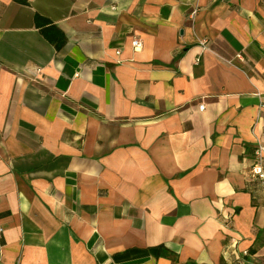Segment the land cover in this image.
<instances>
[{
    "label": "crops",
    "instance_id": "crops-1",
    "mask_svg": "<svg viewBox=\"0 0 264 264\" xmlns=\"http://www.w3.org/2000/svg\"><path fill=\"white\" fill-rule=\"evenodd\" d=\"M263 103L264 0H0V264H264Z\"/></svg>",
    "mask_w": 264,
    "mask_h": 264
},
{
    "label": "built area",
    "instance_id": "built-area-1",
    "mask_svg": "<svg viewBox=\"0 0 264 264\" xmlns=\"http://www.w3.org/2000/svg\"><path fill=\"white\" fill-rule=\"evenodd\" d=\"M207 45L208 43L206 41L202 42L204 50H208ZM133 46L139 47L140 44L139 42L135 41L133 42ZM238 57L241 58V56ZM203 108L204 106H201V109ZM262 108H264V103ZM250 175L251 179L259 182L260 186L264 189V145L259 144L253 152ZM1 232L2 230L0 229V233Z\"/></svg>",
    "mask_w": 264,
    "mask_h": 264
},
{
    "label": "trees",
    "instance_id": "trees-1",
    "mask_svg": "<svg viewBox=\"0 0 264 264\" xmlns=\"http://www.w3.org/2000/svg\"><path fill=\"white\" fill-rule=\"evenodd\" d=\"M36 20H40L39 17H36ZM45 36L53 43L57 48L61 47L64 43V38L62 34L55 28H47L43 31Z\"/></svg>",
    "mask_w": 264,
    "mask_h": 264
}]
</instances>
